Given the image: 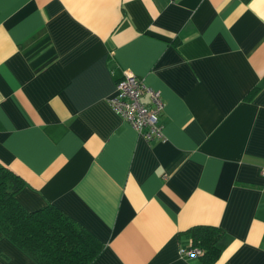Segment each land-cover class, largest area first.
<instances>
[{
	"label": "crops",
	"instance_id": "1",
	"mask_svg": "<svg viewBox=\"0 0 264 264\" xmlns=\"http://www.w3.org/2000/svg\"><path fill=\"white\" fill-rule=\"evenodd\" d=\"M125 69L163 138L108 104ZM0 165L100 242L89 264H205L178 253L200 224L210 264H264V0H0ZM0 264L38 263L0 231Z\"/></svg>",
	"mask_w": 264,
	"mask_h": 264
},
{
	"label": "trees",
	"instance_id": "2",
	"mask_svg": "<svg viewBox=\"0 0 264 264\" xmlns=\"http://www.w3.org/2000/svg\"><path fill=\"white\" fill-rule=\"evenodd\" d=\"M253 92V90H252ZM22 179L0 165V231L38 264H89L101 249L100 242L65 212L51 203L26 210L15 198ZM192 246L202 249L210 264L219 254L220 228L194 225L188 229Z\"/></svg>",
	"mask_w": 264,
	"mask_h": 264
},
{
	"label": "built area",
	"instance_id": "3",
	"mask_svg": "<svg viewBox=\"0 0 264 264\" xmlns=\"http://www.w3.org/2000/svg\"><path fill=\"white\" fill-rule=\"evenodd\" d=\"M146 95V100L143 96ZM110 107L125 119L146 140L163 138L159 114L163 101L158 89L145 85L142 79L127 69L114 83V91L108 97ZM260 172L264 175V167ZM181 256L201 255L202 249L196 246L180 247Z\"/></svg>",
	"mask_w": 264,
	"mask_h": 264
}]
</instances>
